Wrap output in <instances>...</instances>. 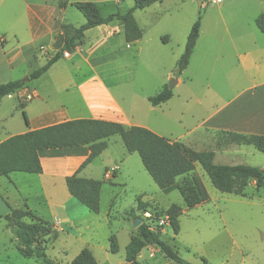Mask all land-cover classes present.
Returning a JSON list of instances; mask_svg holds the SVG:
<instances>
[{
    "label": "rangeland",
    "instance_id": "rangeland-1",
    "mask_svg": "<svg viewBox=\"0 0 264 264\" xmlns=\"http://www.w3.org/2000/svg\"><path fill=\"white\" fill-rule=\"evenodd\" d=\"M46 1L53 4L57 1L62 7L51 6V9H56L57 21L77 26L84 23L85 18L72 4L73 1L97 2L103 15L124 12L134 4V0ZM261 4L264 6V3ZM248 5L247 0H223L221 3L208 0H163L134 11V19L142 30L140 56L117 57L102 69L107 81L113 83V93L136 121L149 125L169 140L178 139L197 149L196 137L203 130L199 126L200 118L206 113V109L198 104L197 99L203 102L205 98H213L214 94L206 88L202 90L199 86L203 84L208 71L201 70L200 77H197L194 72L196 60L191 61L192 69L183 71L180 75L182 82L173 87L174 98L154 109H150L151 105L145 95L156 93L163 83H167L169 87L171 80H177L176 61L183 53L187 35L197 19L200 20V28H203L201 43L204 44L209 33L211 34L212 22H217L216 36L224 34V26L233 34L239 28L243 29L247 19L244 12ZM114 23L122 29L118 22ZM93 32L90 31L84 37L83 46H87L92 40ZM122 35L121 31L118 36ZM163 36L168 37L167 42L162 41ZM40 44L43 45L37 42L36 46ZM35 55L37 60L33 61V69L46 62L44 50L38 49ZM63 62L64 59L60 58L55 66L61 67ZM80 65L82 68L87 66L84 63ZM25 69L24 65H20L15 72L16 77L23 79L26 76L23 74ZM32 81L33 79H30L29 83ZM20 101L24 102L23 97ZM8 109V106H2L0 112L7 113ZM12 115L13 122L17 125L26 124L20 107L13 108ZM221 132L232 131H219L215 146L207 148L215 152V163H243L264 169V153L251 145L228 142L226 134ZM0 134H4L3 129ZM113 138L108 143L109 150L103 155L105 158L110 153L127 154L120 136L114 135ZM131 158L133 159H128L120 170L121 182L108 183L109 189L103 192L102 212H107V223L93 233L86 246H82L93 252L97 264H122L125 261V246L131 234L136 232L133 218L126 212L136 205L139 195L150 203L147 211L151 217L146 218L144 213L139 211L143 221L154 230L160 231L163 239L187 262L203 264L204 258L207 264H264V185L257 188L253 181H249L243 190L244 195L221 192L212 185L208 175L197 163L192 172L178 177L177 181L181 184L196 177L204 184L209 198L189 208L185 207L177 189L165 193L159 188L143 167L136 152H133ZM96 174L101 177V170ZM7 195L3 188H0V201L4 204ZM171 204H178L183 208L179 216L180 229L177 234L173 233L169 224L158 225V221L165 215L164 210ZM73 211L79 215L76 208H73ZM2 227L3 220L0 217V229ZM67 230L52 242H47L46 253L58 264H70L81 250V241L73 237L77 235L73 232L72 236H67ZM111 234L116 236L118 243V251L115 253L109 249ZM3 241L4 239H0V249ZM7 245L10 258L5 264H46L39 258L23 256L10 243ZM138 260L142 264H181L166 257L155 245L144 247Z\"/></svg>",
    "mask_w": 264,
    "mask_h": 264
},
{
    "label": "crops",
    "instance_id": "crops-1",
    "mask_svg": "<svg viewBox=\"0 0 264 264\" xmlns=\"http://www.w3.org/2000/svg\"><path fill=\"white\" fill-rule=\"evenodd\" d=\"M247 1L249 5L244 12L247 18L244 28H239L233 34L224 26V34L216 36L217 22H212L211 34L202 44L201 27L189 63L183 70L192 69L191 61L196 60L194 72L197 77H200L201 70L208 71L203 84L199 86L214 93L213 98L204 96L203 102L197 99L198 104L206 109L200 118L199 126L203 130L196 137L197 150L215 146L217 134L222 130L264 135V32L255 24L256 17L264 12L261 4L264 2ZM51 6L62 8L57 1L53 4L46 0H0V83L19 79L15 72L20 65L26 68L23 74L29 76L34 70L31 66L37 60L35 52L38 49L45 51L46 60L54 53V37L61 32L65 23L57 21L56 9H51ZM90 31L94 32L89 44H81L72 53H66L62 57L63 66H55L59 59L31 83L29 79L24 81L19 90L0 99V107L9 108L7 113L0 112V132L4 130V134H0V141L10 135L78 118L116 121L125 127L144 126L162 135L134 119L113 93V83H109L103 75L102 67L117 57H139L142 36L126 42L123 35L118 36L122 29L115 23L87 29L84 37ZM37 42L43 45L36 46ZM80 63L87 66L82 68ZM180 75L177 76L176 85L182 82ZM29 91L33 92V98L24 101L21 108V96ZM149 95H145V98ZM174 95L173 89L172 97L161 104L170 102ZM17 106L25 112L27 122L24 126L13 122L12 111ZM154 107L151 105L150 109ZM113 137L106 139L107 147L79 172L83 177L103 180L100 207L96 213L74 198L65 184V178L72 175L88 157V145L41 150L39 159L42 172L13 171L7 176H0V188L8 194L6 204L0 201V217L3 220L0 239H4L0 264H5L10 258L8 243L20 253L19 244L3 219L10 211L9 207L31 209L57 230V238L67 229V236H72L74 232L77 236L73 237L81 241V249L88 244L93 233L107 223V212H102L103 192L109 189L108 183L121 182V168L128 159H133V153L127 151V154L122 152L107 154L106 158L103 156L109 150L108 143ZM98 170H101V177L96 174ZM106 173H110L111 177L105 178ZM73 208L79 211V215L74 213ZM87 234L89 236H85Z\"/></svg>",
    "mask_w": 264,
    "mask_h": 264
},
{
    "label": "trees",
    "instance_id": "trees-1",
    "mask_svg": "<svg viewBox=\"0 0 264 264\" xmlns=\"http://www.w3.org/2000/svg\"><path fill=\"white\" fill-rule=\"evenodd\" d=\"M161 1L163 0H134L133 6L126 11H117L108 15L101 13L97 2L73 1L72 4L84 16V23L78 26L71 23L63 24L61 32L54 37V53L42 66L34 69L28 79L38 78L65 53H72L77 46L82 44L85 31L92 27L118 22L122 26L126 42L141 38L142 30L134 19V11ZM255 24L261 32H264V12L256 17ZM199 31L200 20L197 19L187 35L184 51L176 61V76H179L187 67ZM161 39L163 42L168 41L167 36ZM24 84L25 82L21 79L0 83V99L15 93ZM172 95L173 90L165 83L156 93L149 95L147 100L152 106H157L170 99ZM19 106L23 108L24 102H20ZM22 114L27 122L24 110ZM221 133L226 134L228 142L251 145L264 153V135ZM115 134L120 136L128 153L136 152L139 155L143 167L163 192L168 193L173 189L180 192L185 207L191 208L209 198L204 184L196 177L181 184L177 181L178 177L192 172L197 163L208 175L212 185L221 192L244 195L243 190L249 181H253L257 188L264 185V169L258 166L243 163H215V152L212 149H194L181 140H169L144 126L125 127L116 121L95 118L65 120L8 136L0 141V176H7L13 171L42 172L39 159L41 150L88 145L90 149L88 157L72 175L65 178V184L74 198L89 211L96 213L100 207V189L103 180L83 177L79 175V172L107 147L106 139ZM149 205L150 203L142 201V196L139 195L136 198V205L126 213L134 220L141 217L139 211L144 213ZM9 208L10 211L3 216V219L6 227L16 238L20 253L23 256H35L46 264H58L46 253L47 242H52L57 238V230L29 208ZM164 211L168 216L170 228L174 234H177L180 229L179 216L183 212L182 206L171 204ZM109 242L110 251L117 252L118 243L114 234L109 236ZM147 245L158 246L166 257L177 263L192 264L181 258L172 245L163 239L160 231L151 230L145 221H142L136 227V232L130 236L125 246V261L122 264H142L138 260V255ZM202 262L207 264L204 258ZM70 264H97V260L93 252L84 247L75 255Z\"/></svg>",
    "mask_w": 264,
    "mask_h": 264
},
{
    "label": "built area",
    "instance_id": "built-area-1",
    "mask_svg": "<svg viewBox=\"0 0 264 264\" xmlns=\"http://www.w3.org/2000/svg\"><path fill=\"white\" fill-rule=\"evenodd\" d=\"M208 1H210V2H214V3H221L223 0H208ZM66 54V53H65ZM21 97H23V101H27V100H30V99H32L33 98V92H27V93H25L23 96H21ZM105 176L106 177H110L111 176V174L110 173H106L105 174ZM144 216L146 217V218H149V217H151L150 216V213L148 212V211H145L144 212ZM169 224V220H168V216L165 214L164 215V217L161 219V220H159L158 221V225H168ZM151 230H154V228H152V227H150V226H148Z\"/></svg>",
    "mask_w": 264,
    "mask_h": 264
},
{
    "label": "water",
    "instance_id": "water-1",
    "mask_svg": "<svg viewBox=\"0 0 264 264\" xmlns=\"http://www.w3.org/2000/svg\"><path fill=\"white\" fill-rule=\"evenodd\" d=\"M198 4L200 5V2H198ZM28 76H25L23 79H22V81H26V80H28ZM176 79H174V80H171V82H170V84H169V88L170 89H173V87H174V85L176 84ZM142 221H143V219L141 218V217H138V218H135L134 220H133V226L136 228L139 224H141L142 223Z\"/></svg>",
    "mask_w": 264,
    "mask_h": 264
}]
</instances>
